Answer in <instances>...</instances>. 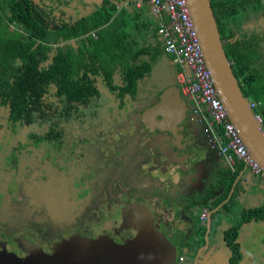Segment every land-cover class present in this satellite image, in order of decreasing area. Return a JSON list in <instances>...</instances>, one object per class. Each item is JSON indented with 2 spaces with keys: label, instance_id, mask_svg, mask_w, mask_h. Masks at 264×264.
<instances>
[{
  "label": "flooded vegetation",
  "instance_id": "flooded-vegetation-1",
  "mask_svg": "<svg viewBox=\"0 0 264 264\" xmlns=\"http://www.w3.org/2000/svg\"><path fill=\"white\" fill-rule=\"evenodd\" d=\"M35 1L55 10L71 7L57 13L65 21L75 16L74 0L70 6ZM166 84L161 89L148 81L144 95L126 103L105 91L87 103L51 99L31 116L17 118L10 101L0 97V255L5 260L27 263L35 253L52 254L82 237L117 245L137 240L174 264H264V184L253 193L254 173L243 165L236 174L240 163L225 173L217 165L211 173L196 160L186 172L192 144L197 146L186 123L173 134L151 131L142 119L165 88L178 85L173 78ZM194 126L206 145L202 125L201 130ZM210 196L217 201L216 228L200 223L191 233L178 226L185 207L197 208ZM238 215L241 221L231 224Z\"/></svg>",
  "mask_w": 264,
  "mask_h": 264
},
{
  "label": "trees",
  "instance_id": "trees-1",
  "mask_svg": "<svg viewBox=\"0 0 264 264\" xmlns=\"http://www.w3.org/2000/svg\"><path fill=\"white\" fill-rule=\"evenodd\" d=\"M136 1L104 0L65 21L57 15L66 13L61 6L0 0V97L10 101L13 116H31L51 99L87 103L103 91L126 103L144 95L148 81L161 89L170 78L178 83L179 66L159 37L157 19ZM211 2L241 89L260 102L264 117V0Z\"/></svg>",
  "mask_w": 264,
  "mask_h": 264
},
{
  "label": "water",
  "instance_id": "water-1",
  "mask_svg": "<svg viewBox=\"0 0 264 264\" xmlns=\"http://www.w3.org/2000/svg\"><path fill=\"white\" fill-rule=\"evenodd\" d=\"M103 1L74 0L75 10L73 13L76 17L83 16L89 13L93 2L102 6ZM83 4H88V6L83 7ZM188 5L219 95L227 107L230 119L238 127L252 157L262 166L264 171V131L256 119L255 111L249 104L250 98L243 93L239 79L234 73L232 62L225 50L224 40L212 2L211 0H188ZM66 10H71V7L66 8ZM171 62L176 64L174 59ZM100 96L95 95L93 99ZM189 114H191V117ZM142 116L147 128L154 132L167 131L176 134L183 123H186L188 136L192 140L193 135H197L194 124L199 126L200 130L202 125V130H204L203 139L207 144L201 143V137L196 140L199 143H196L197 146L192 144L193 150L190 151L189 160L186 161L190 167L186 169V172H190L195 166V161H201L200 158L203 155L207 157L217 152V149L212 147L209 136L205 132L204 120L194 112L192 104L182 96L180 87L176 84L165 88L157 103L143 111ZM204 149L206 152H204ZM219 154H216V157L223 159ZM217 162L223 173L229 169V172L231 171V167L226 161L227 164L225 165L221 159ZM177 164L181 168V165ZM171 176H177L176 172L171 171ZM172 182L175 184V179ZM172 182L170 183L172 184ZM209 227L211 228V223ZM208 234L209 232H207ZM256 236L257 239L261 238L259 232ZM169 251L174 252L171 247ZM171 258H163L156 250L140 246L137 240H129L125 244L117 245L112 240L106 241L101 238L87 240L77 237L70 241L68 245L57 247L52 254L35 253L27 263H21L15 259L5 260L0 255V264H174V260Z\"/></svg>",
  "mask_w": 264,
  "mask_h": 264
},
{
  "label": "built area",
  "instance_id": "built-area-1",
  "mask_svg": "<svg viewBox=\"0 0 264 264\" xmlns=\"http://www.w3.org/2000/svg\"><path fill=\"white\" fill-rule=\"evenodd\" d=\"M153 11H166L168 19L158 28L165 49L179 66L176 78L182 96L205 122L212 147L235 170L237 163L246 165L254 174L264 176L262 166L252 157L238 127L230 119L214 77L204 55L201 39L192 18L188 0H149ZM251 108L264 131V117L257 112L260 102L249 99ZM208 211L201 214L205 221Z\"/></svg>",
  "mask_w": 264,
  "mask_h": 264
},
{
  "label": "crops",
  "instance_id": "crops-1",
  "mask_svg": "<svg viewBox=\"0 0 264 264\" xmlns=\"http://www.w3.org/2000/svg\"><path fill=\"white\" fill-rule=\"evenodd\" d=\"M93 4H96V3H92ZM91 5V6H92ZM88 6V4H87ZM138 9H141V11H143V14H146L147 17L152 18V17H155V19H157V23L159 24L158 25V28L160 26V23L165 20V19H168V13L166 11H162L160 13V15H158V13H155L153 11V7H152V4L150 3L149 0H137L136 1V5H135ZM81 8L83 9V7L81 6ZM121 8V7H120ZM119 8V9H120ZM91 9V8H90ZM78 13V11H77ZM16 27V26H15ZM21 31H23L22 29H19ZM262 30L264 32V27H262ZM160 39L161 36L159 35ZM74 44H75V41H74ZM56 44H54L55 46ZM200 136L198 135H193V140L199 144L196 140L199 138ZM199 148V147H197ZM216 150V149H215ZM217 152L213 153L212 155L210 156H207L205 157L204 155L202 156L201 161L205 162V164L207 165V168L210 170V172H214L215 169H217V165L219 166V163L217 162V160H222L223 161V164H227L224 160L225 159H222L221 157H216V154H219V151L216 150ZM204 152H206V150L204 149ZM220 155V154H219ZM223 157V155H222ZM224 158V157H223ZM212 161V162H211ZM218 163V164H217ZM228 166V165H226ZM230 170V169H229ZM250 176V174L248 175ZM242 173L238 175L237 177V181H239L240 179H242ZM252 177V176H251ZM261 181V180H260ZM262 182V181H261ZM261 190L262 188H260V186H258V184H253L252 185V190H253V193L257 192L258 190ZM212 197V196H210ZM175 203V202H174ZM176 204V203H175ZM175 204H174V207H175ZM181 205V204H180ZM179 205V206H180ZM217 205V201H216V197H212V198H203L201 199V202H199V205H197V208L195 207L194 209H189V208H184L185 212H184V215H182V218H184V220L181 219V223L178 225L179 227H182L184 229H189V231L191 233H194L195 232V229H196V226L197 224L200 225V223H204L206 228L209 227V224L211 223V230H213L214 228H216V225L220 222V220L217 218L215 212L217 211V209H213V208H216L215 206ZM176 208V207H175ZM209 209V211H208ZM194 210V211H193ZM208 211L209 212V218L207 217V220L205 221H202L201 220V214L204 212V211ZM160 210H157V215L159 217H161L160 214ZM196 214V215H195ZM208 215V213H207ZM194 221L192 220V218H194ZM196 220V221H195ZM207 222V223H206ZM201 250V249H200ZM194 250L191 251L190 254H194ZM191 256V255H190ZM192 259V257H191Z\"/></svg>",
  "mask_w": 264,
  "mask_h": 264
},
{
  "label": "rangeland",
  "instance_id": "rangeland-1",
  "mask_svg": "<svg viewBox=\"0 0 264 264\" xmlns=\"http://www.w3.org/2000/svg\"><path fill=\"white\" fill-rule=\"evenodd\" d=\"M97 1H99V2H101V0H97ZM262 182H261V181ZM253 181H254V184H260V185H262V184H264V180H262L261 178H260V176L259 175H256V174H254V176H253ZM237 214V212L235 213V215ZM234 215V216H235ZM239 221H241V218H240V216L238 215V218L237 219H235V217H233L231 220H230V223L231 224H237ZM218 231L219 230H217L216 232H215V236L213 237V242H215V239L217 238V236H216V234L218 233Z\"/></svg>",
  "mask_w": 264,
  "mask_h": 264
}]
</instances>
